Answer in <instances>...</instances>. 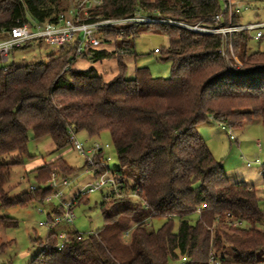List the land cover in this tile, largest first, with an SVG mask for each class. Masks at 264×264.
Listing matches in <instances>:
<instances>
[{
    "label": "trees",
    "instance_id": "16d2710c",
    "mask_svg": "<svg viewBox=\"0 0 264 264\" xmlns=\"http://www.w3.org/2000/svg\"><path fill=\"white\" fill-rule=\"evenodd\" d=\"M80 2L0 0V32L67 14ZM136 15L190 26L209 24L220 15L224 25L229 23L221 0H102L89 10L91 20ZM232 23L240 24L236 14ZM144 28L169 39L156 52L160 62L171 64L168 79L154 77L147 68H134L133 77H126L129 59L137 57L134 39ZM119 30H102L101 45L88 55L77 57L73 43L47 61L0 67L2 210L44 204L53 193L48 186L53 173L60 180L76 174L57 158L31 171L34 190L10 198L5 186L12 167L31 158L30 135L33 140L50 138L57 152L80 132L92 138L107 132L120 162L113 172L119 196L110 190L100 204L103 228L82 236L70 230L62 250L57 249L55 232L44 241L34 239L41 250L30 264H209L210 258L216 264L262 263L264 231L255 228L264 219L261 198L254 186L227 178L196 128L222 122L240 130L264 121V48L249 52L252 41L264 47V35L258 41L245 32L232 35L235 56L243 65L233 69L223 58L220 35L195 34L164 23L127 24ZM80 58L114 60L116 71L106 80V73L94 66L78 70L74 64ZM103 157L105 152L93 157V166L88 162L98 174L105 171ZM153 219L165 223L154 230L148 223ZM0 226L15 228L18 223L5 213ZM126 231L131 235L124 242Z\"/></svg>",
    "mask_w": 264,
    "mask_h": 264
},
{
    "label": "rangeland",
    "instance_id": "374dc122",
    "mask_svg": "<svg viewBox=\"0 0 264 264\" xmlns=\"http://www.w3.org/2000/svg\"><path fill=\"white\" fill-rule=\"evenodd\" d=\"M83 2L81 0L79 5H83ZM221 5L223 8V0H221ZM233 14H236L239 18V23L242 25L264 23V0H237V6ZM232 41V38H228L229 49L232 48L233 56L229 52L223 58L231 68L236 69L234 67L236 65L237 69H242L243 65L237 56H235ZM168 44L169 39L166 36L157 32L147 31L146 28L140 30L134 39V51L137 57L136 59H129L126 77H133L132 72L134 68H147L154 77L168 79L170 77L171 64L169 62H160L156 54L159 49L167 47ZM112 48L108 49L111 50ZM259 48L262 49L264 47L263 45L260 47L255 41L249 44V52H255ZM61 52V49L50 47L43 43H31L27 48L12 52L7 62L0 61V67L12 64L27 66L47 61L50 56H59ZM91 66H94L99 73L105 72L106 80H109L116 71V62L114 60L93 63L87 58H80L74 64V67L78 70H86ZM196 130L204 140H207L204 130L216 136L218 145L221 147L220 153L227 157L226 161L224 160V168L228 179L233 182L243 181L254 186L261 198V205H264L263 169L255 164V161L258 159L264 168V121L258 119L245 124L240 130L233 129L236 141H230L227 133L216 122H207L199 125ZM75 139L82 143L86 150L94 143L101 145L109 144L110 148L105 151V158L109 157L111 159L107 162V166L110 169L109 176H113V172L120 169V162L109 133L104 132L99 137L92 138L85 132H80L75 136ZM229 149L233 150L231 156L228 154ZM28 150L31 158L25 159L24 164L21 166L12 167L9 181L5 186V191L8 192L10 198L18 197L28 192L31 187L36 186L34 175L31 174L30 169L37 162L49 163L57 158H62L76 171V174L69 178L71 186L66 192L69 196L73 195L79 187L90 184L95 180V176L88 166L89 160L87 156L78 153L73 143L65 149L55 152L50 138L33 140L30 135ZM248 163L251 164L250 167H247ZM109 192L110 189L105 187L91 194L88 197V201L78 204L74 209L75 221L73 227L60 225L51 231L46 227L40 226V223L47 222L48 214L52 215L57 201L34 204L26 209L15 207L4 211L0 208V217L6 213L18 223V226L15 228L8 227L5 229L0 226V264H30L41 250L33 240L42 239L44 241L49 232L59 233L65 229L69 231L72 228L80 234L99 231L103 228L100 204ZM196 219L197 216L191 218L192 221ZM148 223L152 229L158 230L165 223V220L153 219L148 221ZM178 225L179 220L176 219L175 231H177ZM255 228L264 231V219L256 223ZM121 239L123 238L121 237ZM122 241L126 242L125 240ZM4 245L6 246L3 247ZM262 260V263L259 264H264V258Z\"/></svg>",
    "mask_w": 264,
    "mask_h": 264
},
{
    "label": "built area",
    "instance_id": "2783aa9c",
    "mask_svg": "<svg viewBox=\"0 0 264 264\" xmlns=\"http://www.w3.org/2000/svg\"><path fill=\"white\" fill-rule=\"evenodd\" d=\"M83 1V5H80L75 10H70L67 14L62 13L58 17H52L51 19L41 23H25L23 25L12 27L9 30L1 31L0 60L7 62L12 52L19 50L26 45H30L31 43H43L47 46L56 48H61L67 44L76 43V56L79 57L82 55H88L92 49L101 45L102 39L100 37V33L102 30L109 27H115L116 31L119 32L120 27H123L127 24L140 25L164 23L179 26L195 34L220 35L225 44L222 49L223 56L228 55L229 52L232 53V48L229 49L228 38H232L233 34L245 32L250 38L256 41L261 39L264 35V23H251L246 25H234L232 23V16L234 15V9L237 6V0H223V11L227 12L229 16L228 25H224L222 16L218 15L214 17L212 22L209 24L198 23L191 26L169 20H157L150 17H145L143 15H136L133 18L127 19L97 18L96 20H91L89 16V10L101 6L102 0ZM234 67L237 69L236 65H234ZM217 123L220 125L221 129L227 133L230 141H236V138L233 135V129L231 127L222 122ZM72 143L78 153L87 156L90 164L93 163V157L95 155L105 152L110 148L109 144L101 145L94 143L88 150H86L84 145L76 140L74 136H72ZM110 160L111 159L109 157L102 158L101 163L105 171L101 174H98L97 167L91 168L90 170L96 177L95 180L90 184L79 187L77 191L71 196L66 194L67 189H69L71 186L69 180H60L58 175L53 173L52 178L48 183V186L53 189V193L46 198L45 202L51 203L52 201H57L55 208L60 213H52L53 215L48 217L47 222L40 223V226L46 227L49 231L59 227L60 225L73 227L75 221L74 209L78 205L79 200L83 197L90 196L91 194L100 191L105 187H108L111 191L119 196V185L116 179L113 176H109L107 172V162ZM255 164L263 169L264 174V168L260 160L257 159ZM250 166L251 164L248 163L247 167ZM30 189L34 190L35 187H31ZM233 225L235 227L238 226L237 223H233ZM68 232H70V230H63L57 233L58 250L64 249L65 245L69 242ZM80 235L82 236L84 234ZM130 235L131 232L126 231L122 235L123 240L128 241ZM186 261V258L182 259L183 263ZM209 264H216V262L213 258H210Z\"/></svg>",
    "mask_w": 264,
    "mask_h": 264
},
{
    "label": "crops",
    "instance_id": "0c3cea01",
    "mask_svg": "<svg viewBox=\"0 0 264 264\" xmlns=\"http://www.w3.org/2000/svg\"><path fill=\"white\" fill-rule=\"evenodd\" d=\"M204 134L206 135V137H207V140H205V142H206V144H207V146H208V148H209V150L211 151V153H212V155H213V157L217 160V161H219V162H221V164H222V167H223V170H224V172H225V162H224V160L227 158L225 155L223 156L222 155V153H220V151H221V147L218 145V139L216 138V136L215 135H212L211 134V132H209V131H206V130H204ZM212 147H213V149H212ZM230 148H232V147H230ZM228 154H229V156H231L232 154H233V150L232 149H229V151H228ZM219 159H221V160H219ZM226 161V160H225ZM44 163L43 162H37L34 166H32L33 168L32 169H30L31 171L32 170H34V169H36V168H38V167H40V166H42ZM226 174V173H225ZM227 176V175H226ZM228 178V177H227ZM230 180V179H229ZM231 181V180H230ZM231 182H233V181H231ZM241 182V181H240ZM243 182V181H242ZM258 196H259V194H258ZM55 208V207H54ZM52 213H53V211H52ZM53 215V214H52ZM51 214H48V217H50V216H52ZM65 230H67V229H65Z\"/></svg>",
    "mask_w": 264,
    "mask_h": 264
}]
</instances>
